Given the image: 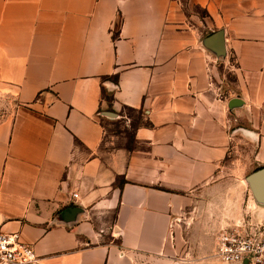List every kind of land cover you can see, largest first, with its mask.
Segmentation results:
<instances>
[{"label":"crops","instance_id":"0c3cea01","mask_svg":"<svg viewBox=\"0 0 264 264\" xmlns=\"http://www.w3.org/2000/svg\"><path fill=\"white\" fill-rule=\"evenodd\" d=\"M0 97L1 231L39 264H176L264 134V0H0Z\"/></svg>","mask_w":264,"mask_h":264},{"label":"rangeland","instance_id":"374dc122","mask_svg":"<svg viewBox=\"0 0 264 264\" xmlns=\"http://www.w3.org/2000/svg\"><path fill=\"white\" fill-rule=\"evenodd\" d=\"M187 8L189 12L202 15L196 6ZM2 98L3 111H12L14 104L11 100L6 96ZM125 113L133 119L137 117V113ZM262 167L264 134L255 139L237 136L226 160L223 179L212 188L221 195L196 198L193 206L185 209L176 228H173L168 256L174 263L222 264L214 257L215 239L221 231L264 223V205L254 201L245 181L248 175Z\"/></svg>","mask_w":264,"mask_h":264},{"label":"built area","instance_id":"2783aa9c","mask_svg":"<svg viewBox=\"0 0 264 264\" xmlns=\"http://www.w3.org/2000/svg\"><path fill=\"white\" fill-rule=\"evenodd\" d=\"M214 257L222 264H264V223L221 231L215 239ZM0 264H39V257L18 234L0 229Z\"/></svg>","mask_w":264,"mask_h":264},{"label":"water","instance_id":"95a60500","mask_svg":"<svg viewBox=\"0 0 264 264\" xmlns=\"http://www.w3.org/2000/svg\"><path fill=\"white\" fill-rule=\"evenodd\" d=\"M242 101L239 98L231 99L228 103V109L232 110L242 106ZM251 195L254 201L259 205H264V167L254 171L248 175L245 179ZM76 209L70 210V215L75 212ZM243 264H249L247 261H243Z\"/></svg>","mask_w":264,"mask_h":264}]
</instances>
